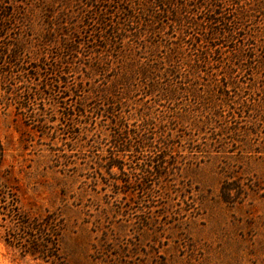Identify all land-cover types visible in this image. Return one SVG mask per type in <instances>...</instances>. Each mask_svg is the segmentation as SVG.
Here are the masks:
<instances>
[{
    "label": "rangeland",
    "instance_id": "374dc122",
    "mask_svg": "<svg viewBox=\"0 0 264 264\" xmlns=\"http://www.w3.org/2000/svg\"><path fill=\"white\" fill-rule=\"evenodd\" d=\"M86 2L0 0V264H264V0H242L238 41H202L221 50L212 109L118 81L123 61L95 42L101 8ZM100 57L114 71L94 69ZM111 86L115 107L97 96ZM111 110L132 131L144 118L154 137L169 131L175 167L144 188L147 157L111 166ZM210 110L221 115L202 125ZM33 240L54 255L30 252Z\"/></svg>",
    "mask_w": 264,
    "mask_h": 264
},
{
    "label": "trees",
    "instance_id": "16d2710c",
    "mask_svg": "<svg viewBox=\"0 0 264 264\" xmlns=\"http://www.w3.org/2000/svg\"><path fill=\"white\" fill-rule=\"evenodd\" d=\"M94 3L101 9L91 17H96L102 26L100 40L98 37L95 42L101 43V50L108 49L116 55L118 61L121 59L120 63L123 61L115 66L114 75L118 81L129 84L128 88L141 83L145 85L147 92L162 94L169 100L182 95L192 96L198 107L203 109L223 106L214 99L216 87L222 89L221 97H225V84H222L224 80L215 76L219 68L214 65L221 63L222 59H216L214 54H219L220 48L210 44V41L220 37L230 41L239 40V29L249 16L248 10L242 8V0H87L85 5L93 7ZM226 4L236 8L227 10ZM111 7L115 10H110ZM87 12L89 13L86 10V14ZM103 27L110 31V34H104ZM190 30H197L194 36L190 37V48L194 53L187 51L182 43L185 36L192 35ZM163 33L167 34L165 40H162ZM203 40L210 42L209 45L204 46ZM129 41L131 45L128 44ZM13 48L14 51L10 50V47L7 48L4 54L9 65L16 64L23 51L20 47L18 52L19 47L14 44ZM237 57L239 61L241 56ZM95 63L94 69L106 71L111 67L114 71V62L110 60L105 61L100 57L95 59ZM221 70L224 71L223 79H227L230 76L228 70H225L223 65ZM136 89L131 91L138 92ZM99 91V99L107 101L110 107L117 105L114 101L116 88L111 86ZM82 107H85L84 102ZM114 111L109 112L113 117L112 123L116 126L112 135L115 151H111L109 163L111 166L122 168L120 155L125 152L147 157L146 163L135 170L141 172L139 187H148L150 177H161L175 167V162L171 163L170 160L175 158L176 151L173 150L174 143L170 140L169 131L161 130L159 136L154 137V133H158L153 130L154 123L145 118L142 119L138 131H132L128 120L119 117ZM210 112L212 116L203 121L202 125L221 115L219 110ZM40 226L42 224L36 229L44 230L39 229ZM29 249L30 252L54 255L50 254L51 247L38 240H33Z\"/></svg>",
    "mask_w": 264,
    "mask_h": 264
}]
</instances>
